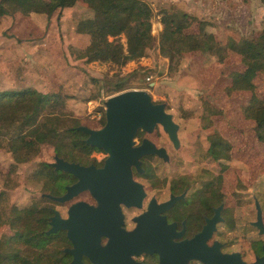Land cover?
Returning <instances> with one entry per match:
<instances>
[{
	"label": "rangeland",
	"instance_id": "rangeland-1",
	"mask_svg": "<svg viewBox=\"0 0 264 264\" xmlns=\"http://www.w3.org/2000/svg\"><path fill=\"white\" fill-rule=\"evenodd\" d=\"M144 1L153 10L151 33L156 41L144 57L120 68L109 62H86L80 57L88 44V36L77 32V22L92 17L93 11L79 2L51 15L0 16V91L26 87L40 92L60 90L67 97L69 112L92 128H99L104 113L101 100L116 94L107 95L108 83L136 69L145 72L141 79L129 81V89H145L155 102L166 104L179 125L180 143L174 148L160 125L152 133L142 134L157 146H164L169 160L164 162L152 156L150 163L156 178L153 181L137 179L144 184L148 196L155 195L162 200L177 177L188 180L191 194L199 187L201 191L207 189L212 181V186H217L212 178L220 173L222 188L234 206L235 226L227 231L225 224H220L217 234L227 241H235L231 248L250 252L245 240L257 236L256 230L248 225L255 218L254 196L264 210V142L256 139L254 121L243 114L251 91L229 88L230 73L242 70L243 65L236 54H229L219 62L214 54L200 51L185 53L179 64H170L159 53L158 37L162 30L161 9L176 16L183 13L195 16L197 20L186 30L189 33L198 32V21H204L205 30L213 33L221 44L256 37L264 30V0ZM121 40L124 42V37ZM255 93L264 101V73L256 78ZM210 111L217 113L209 114ZM205 116H209L208 121ZM214 132L231 145L227 159L215 160L207 154L208 136ZM141 136L136 138L137 142ZM0 145V165L7 168L12 157L4 141ZM94 155L102 158L104 152L94 151L88 158L89 163ZM41 161H53V154L46 146L30 161L17 164L11 172L5 169L0 172L2 217L12 207L22 208L34 201L40 208L54 207L65 215L69 202L57 203L42 197L41 193H46L42 183L32 178L33 170ZM223 166L226 170L222 172ZM161 181H165L162 187ZM78 199L75 197L73 201ZM12 234L13 229L7 224L0 225V238ZM34 253L24 247L21 251L26 257Z\"/></svg>",
	"mask_w": 264,
	"mask_h": 264
},
{
	"label": "trees",
	"instance_id": "trees-1",
	"mask_svg": "<svg viewBox=\"0 0 264 264\" xmlns=\"http://www.w3.org/2000/svg\"><path fill=\"white\" fill-rule=\"evenodd\" d=\"M77 2L93 11L92 17L79 20L76 26L78 33L88 36V44L80 54L84 61L109 62L120 68L130 61L144 57L146 51L154 46L156 38L151 33L153 10L144 0H0V16L15 13L23 16L34 13L51 15L56 10L71 7ZM196 20L195 16L188 13L176 16L161 9L159 53L170 64H179L185 53L193 51L214 54L219 62L229 54L238 55L243 69L230 73L229 88L251 91L243 114L254 121L255 137L264 142V101L255 93L256 78L264 73V30L256 37H244L221 44L213 33L205 30L204 21H198V32H187ZM143 74L145 72L141 70H133L109 82L105 92L111 95L129 89V81L141 79ZM66 98L60 90L40 92L26 87L21 90L0 91V144L4 141L12 157L7 168L0 165V172L4 169L5 172H11L17 164L30 161L42 151L43 146L53 156L56 154L81 164L89 163L88 158L93 151H102L83 142L86 135L75 127L92 126L69 112ZM215 113L217 112H209ZM208 119L209 116H205V121ZM104 121L103 113L99 123L103 125ZM141 134L143 132L138 131L137 136ZM208 141V153L213 159L228 158L231 148L229 141L216 132L208 136ZM152 156L142 158L144 171L141 176L150 181L156 178L155 169L150 163ZM92 162L96 165L102 163L95 158ZM225 170L223 166L222 172ZM32 178L42 183L43 192L51 195H61L65 191V185L75 180L71 174L55 170L49 161L39 162L32 172ZM49 214L47 207L40 208L34 201L22 208L12 207L6 217L0 215V225L7 224L13 229L12 235L0 238V264H29V257L21 255V251L23 247L30 249L40 246L48 238L44 231L48 226Z\"/></svg>",
	"mask_w": 264,
	"mask_h": 264
},
{
	"label": "water",
	"instance_id": "water-1",
	"mask_svg": "<svg viewBox=\"0 0 264 264\" xmlns=\"http://www.w3.org/2000/svg\"><path fill=\"white\" fill-rule=\"evenodd\" d=\"M101 103L104 106V124L96 129L86 125H78L75 129L86 135L83 139L85 144L106 154L102 166L68 161L55 154L50 165L57 171L71 174L76 180L65 185V192L61 195L41 193L42 197L65 203L79 193L87 191L97 202V206L85 201L73 202L69 205L65 218L61 217L58 210H52L48 220L49 228L45 234L58 230L66 231L73 244L71 249H67L73 255L70 264L78 263L81 254L96 262L97 250L105 251L103 263L110 264V253H113L114 244L118 243L125 246V252L129 256L143 252L157 253L158 264H188L192 259H198L205 264H246L238 252L221 253L217 241L211 247L205 244L215 230L216 224L222 220L218 211L221 205L215 209L211 218L206 219L197 234L175 241V238L181 237L184 232V222L183 229L176 232V224L168 223L161 212L182 199L184 194L171 195L168 200L160 203L152 197L147 210L134 218L136 227L130 231L121 228L120 204L140 207L145 197L143 185L133 178V169L137 173L144 171L141 160L144 156L154 155L164 162L169 160L164 146H157L147 137H143L137 143L136 133L140 130L150 134L157 125H160L173 147L178 148L179 125L167 111L166 104L155 102L145 89L124 90L102 99ZM254 204L256 220L251 222V225L258 229L260 235H264L261 207L256 198ZM101 235L109 237L104 247L99 246ZM117 237H120V242L116 240ZM125 264L134 263L128 260ZM248 264H264V243L262 255Z\"/></svg>",
	"mask_w": 264,
	"mask_h": 264
},
{
	"label": "flooded vegetation",
	"instance_id": "flooded-vegetation-1",
	"mask_svg": "<svg viewBox=\"0 0 264 264\" xmlns=\"http://www.w3.org/2000/svg\"><path fill=\"white\" fill-rule=\"evenodd\" d=\"M137 133L135 136V140L138 137ZM143 134H145V132H143ZM143 137L146 136L142 135L139 141L136 142L139 143ZM208 149L209 146L207 148V154L208 156H210L208 153ZM92 153H94V151ZM105 158H106V154L104 153V156L102 158H98L97 156H95V159L97 161L102 162L100 165H96L93 162L90 163H93L97 167H100L102 166ZM141 160L143 162L142 158ZM142 173H137L133 169V178L137 182L143 185V189L145 192V197L141 201V206L127 207L124 204H120V209L122 213L121 228L123 230L130 231L136 227L137 223L136 221H134V218L147 210L149 201L152 197L155 198L157 203H160L168 200L171 195L180 196L181 194H184V197L182 199L175 201V203L171 205L167 210L161 212V215H164L166 217L168 223L174 222L176 224L175 226L176 232H179L180 230L183 229V222H184V232L181 237L175 238V241L184 238H191L195 234H197L202 229L203 225L206 222V219L211 218L214 214L215 209L219 208V206L221 205L218 211L222 220H220L216 224L215 230H213L211 236L205 241L207 247H211L214 244V242L217 241L219 243L218 247L221 253L232 254L238 252L241 260L244 261L246 264L254 262L257 257L262 255V244L264 243V235H260L258 233V229L251 225V222L256 220L255 204H254L255 218L254 220L249 221L248 225L256 230L257 236L250 237L245 240L246 246L250 250V252L244 253L239 249L231 248L235 244V241L234 242L227 241L225 238L218 236L217 232L219 230L220 224H225L226 227L225 229L227 231H232L235 226L234 215H233L234 206H232V204L230 203L232 201H230L229 199V194L222 188L223 179L221 177H219V179L217 178L220 173H218L217 175L214 176V178H212L214 181H216L217 186L213 187L212 186L213 181H212V183L208 184L207 189L201 191V187H199L200 189L198 188L194 190L191 194H189L190 186H188L189 185V183H187L188 180L185 179L184 176L177 177L175 178L174 181L170 183L168 195L165 199L162 200L157 199L155 195L148 196L144 184L137 179V177L144 178L143 176H141ZM162 183L165 184V181H161V187L163 186ZM212 191L215 192L212 193ZM76 197H79L80 199L73 201V199L75 198L74 197L72 200L68 201L69 204L66 206L65 215L61 214V212L58 210L62 218H65L67 216V209L69 205L72 204L73 202L85 201L91 205L97 206L96 200L93 197H91V195L87 191L79 193ZM255 198L257 199V197L254 196V201ZM260 207H261L262 220L264 223V210L261 204ZM47 208L50 211V214L47 216V225H48L47 229H48L49 228L48 220L49 217L52 215V210L55 208L49 206ZM45 235L48 236V238L45 239L40 246H36L35 248L29 249L31 251H35V253L29 257L30 258L29 264H70L73 260V255L69 253L67 249H71L73 247V244L67 237L66 231L58 230L55 233L45 234ZM108 240H109L108 236L101 235L99 246L104 247L107 244ZM116 240H118L119 242L121 241L120 237H117ZM113 247H114L113 253L112 254L110 253V257H109L111 261L110 264H125L128 260L133 262L134 264H158L159 262V255L157 253L148 254L143 252L139 255L130 254L129 256V254L125 252L126 249L125 246H122V244L120 243L114 244ZM247 256H249L250 259H248ZM95 259L96 262H93L90 260V258L87 255L81 254L78 258L79 262L78 263L76 262L75 264H107V263H103V260L105 259L104 250H97V253L95 254ZM188 264H205V263H203L198 259H192L188 262Z\"/></svg>",
	"mask_w": 264,
	"mask_h": 264
},
{
	"label": "built area",
	"instance_id": "built-area-1",
	"mask_svg": "<svg viewBox=\"0 0 264 264\" xmlns=\"http://www.w3.org/2000/svg\"><path fill=\"white\" fill-rule=\"evenodd\" d=\"M149 78H147V80H148Z\"/></svg>",
	"mask_w": 264,
	"mask_h": 264
}]
</instances>
